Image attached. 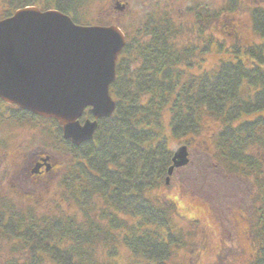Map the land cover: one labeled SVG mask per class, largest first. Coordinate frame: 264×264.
Instances as JSON below:
<instances>
[{"label": "trees", "instance_id": "16d2710c", "mask_svg": "<svg viewBox=\"0 0 264 264\" xmlns=\"http://www.w3.org/2000/svg\"><path fill=\"white\" fill-rule=\"evenodd\" d=\"M28 5L55 8L80 23L81 0H0V19ZM162 19H147L125 35L108 88L115 110L97 120L92 140L74 146L62 139L56 121L0 101V142L4 126L37 120L53 127L64 160L60 185L84 213L83 220L68 213L37 216L10 204L7 226L23 229L25 264H99L96 248L83 246L115 243L120 228L130 247L125 264H169L185 233L173 223L174 204H161L153 192L165 184L171 139L192 140L214 123L220 125L213 139L216 155L257 186L259 245L250 264H264V166L249 152L264 145V43L235 46L234 60L220 62L212 73L193 75L177 65L190 62L191 50L179 47L178 27ZM251 20L264 37V8L252 10ZM88 110L81 121L91 118ZM42 162L45 167L53 163ZM131 217L136 218L135 235Z\"/></svg>", "mask_w": 264, "mask_h": 264}, {"label": "rangeland", "instance_id": "374dc122", "mask_svg": "<svg viewBox=\"0 0 264 264\" xmlns=\"http://www.w3.org/2000/svg\"><path fill=\"white\" fill-rule=\"evenodd\" d=\"M108 1L110 0H81V8L77 12L80 18L78 24H116L129 35L145 18L146 13H149V9L142 7L138 0H123L127 2L130 10L120 14L118 9L113 8L107 15H103L102 5ZM248 2L250 5L255 3L254 0ZM250 8L234 12L218 10L214 32L217 46L213 52L205 54L206 64L203 62L202 66L213 71L221 60H234L235 46L264 43V37L257 35L252 27ZM132 9H137L140 15L135 17ZM173 14L182 15L181 12ZM231 17H235L240 24L236 36H233L234 31L228 24ZM186 32V28L181 29V38H184ZM194 61H199L197 56ZM168 120L165 115L164 122L167 123ZM219 128L220 125L214 123L192 140L185 136L170 141L173 149L181 143H187L189 147V162L176 168L168 184L153 192L155 199L161 204L165 200L173 202V223L176 228L184 229L185 233L184 244L173 248L174 254L170 264H250L254 257V249H251L253 246L245 241L242 232L231 227L229 219L232 213L237 211L244 213L252 226L257 224V186L252 178L230 169V166L216 155L213 139ZM1 136L6 139L2 138L0 142V195H6L17 209H32L37 216L68 213L83 220L81 218H84V213L73 199H69L70 195H67L60 185L61 174H64L65 170L62 166L64 160H60L58 155L60 149L54 138L53 127L48 123L30 120L4 126ZM249 152L264 166L263 144L253 146ZM35 155L50 157L54 167L46 179L38 182H35L27 171ZM262 176L264 177V173ZM32 198L38 202L32 203ZM224 214H227L228 219H225ZM216 216H222V224L216 223L213 218ZM117 232L123 233L122 229ZM254 235L251 236L253 245L257 243L256 239L258 240ZM223 243L226 246L222 250L215 249ZM5 254L10 256L12 253L5 251ZM96 255L100 257L101 252ZM128 258L129 251L123 250L121 264Z\"/></svg>", "mask_w": 264, "mask_h": 264}, {"label": "water", "instance_id": "95a60500", "mask_svg": "<svg viewBox=\"0 0 264 264\" xmlns=\"http://www.w3.org/2000/svg\"><path fill=\"white\" fill-rule=\"evenodd\" d=\"M123 35L115 25L76 24L56 9L18 8L0 19V101L55 120L75 146L90 141L96 120L115 110L108 88ZM87 108L93 119L80 122ZM186 147L174 150L165 183L188 163Z\"/></svg>", "mask_w": 264, "mask_h": 264}, {"label": "flooded vegetation", "instance_id": "af4514ba", "mask_svg": "<svg viewBox=\"0 0 264 264\" xmlns=\"http://www.w3.org/2000/svg\"><path fill=\"white\" fill-rule=\"evenodd\" d=\"M142 7H147L149 9V13H146L144 19H142L136 28H139L143 25L147 19H153L154 17H162L163 21L167 20V22H171L178 27V32L181 34V29L186 28L187 34L184 38H181V35L177 36V41L179 47L190 49V54L188 56V62L186 64L185 61L177 64L182 70L187 71L189 74L193 75H201L202 73H212L218 69L208 70L206 66H202L203 62L206 64L205 54L207 52H213L217 46V40L214 37L217 19L216 15L218 10H223L227 12L234 11H246L252 10L256 8H264V0H254L255 3L250 5L248 0H138ZM102 14L107 15L110 9H118L120 14L127 10L128 4L125 1L121 0H110L104 5H102ZM221 7V8H219ZM132 12L135 17L140 15V12L137 9H132ZM181 12L182 15H174L173 13ZM176 16V17H175ZM154 23H159V20L153 21ZM228 24L231 26L234 31L233 36L237 35V29H239V21L236 20L235 17H231L228 19ZM127 39V37H126ZM197 56L199 61L195 62L194 57ZM219 65V64H218ZM202 66V67H201ZM159 71V70H158ZM198 71V73H197ZM45 157L42 155H35L30 166L27 168L28 174L34 179V181L38 182L42 179H46L49 176L50 171L54 170L53 164L49 166L47 163L46 167L44 166L42 160ZM256 200V199H255ZM32 203L38 202L36 199H31ZM0 202L2 203V208L5 212L0 213V264H25V250L26 249V240L24 236L23 229H17L7 226L8 225V215L10 212V204L13 205L9 201V198L6 195H0ZM257 205L259 206L258 201L256 200ZM256 206V217L257 209ZM16 209V207H14ZM227 214H224L226 216ZM216 220V223L219 225L222 224L223 218L222 216L213 217ZM227 216L225 217V219ZM228 219V218H227ZM230 225L234 227L235 230L242 232L245 241L249 245H252L251 249H254V252L257 251L258 248V240L257 243L253 245L251 242L252 234L256 236L255 231L259 228L258 225V217L257 224H251V221L244 213H239L235 211L232 213ZM133 228L132 234L136 233V218H130L128 221ZM127 223V222H126ZM122 229V228H120ZM118 230V229H117ZM123 231V230H122ZM232 231V229H231ZM117 239L115 243H103L96 245H84L85 248H96V251L101 252V256L98 255L97 263L99 264H121V252L123 250L130 251L129 245L123 242L124 233H120L116 231ZM226 244L218 245L215 249L222 250ZM241 246V245H240ZM69 247H73L72 244ZM234 248V247H233ZM235 249V248H234ZM5 251L11 252L10 256L5 254ZM113 255H112V254ZM255 255V254H254ZM103 257V258H102ZM130 257V255H129ZM102 258V259H101ZM129 259V258H128ZM128 261L124 262L127 263ZM44 264H56V262L46 261Z\"/></svg>", "mask_w": 264, "mask_h": 264}]
</instances>
